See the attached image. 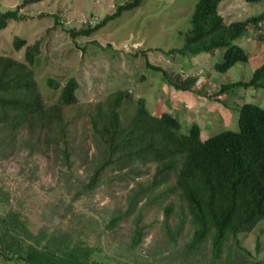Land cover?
<instances>
[{"label":"trees","instance_id":"trees-1","mask_svg":"<svg viewBox=\"0 0 264 264\" xmlns=\"http://www.w3.org/2000/svg\"><path fill=\"white\" fill-rule=\"evenodd\" d=\"M43 1L24 0V4L36 5ZM129 1L125 0L122 5L118 2L102 24L98 20L89 29L73 32L72 38L78 35L90 37L102 26L144 2ZM224 1L199 0L190 19L184 46L174 49L187 59L223 49L224 63L215 67L219 74H226L237 64H249L253 60L252 55L235 42L247 37L248 32L254 34L264 23L263 12L227 25L219 10ZM261 1L243 0L251 4ZM91 16L95 17L94 14ZM8 20L19 21L18 10L0 16V27L5 28ZM23 44L16 39L17 49ZM36 48L37 44L28 48L25 65L0 57V157L4 160L10 154L19 157L28 152V158L35 160L51 151L60 171L66 170L65 182L71 198L61 197L47 203L40 215L42 227L34 234L22 215L26 201L21 187L13 189L0 177V264H131L123 259L128 260L134 255H108L101 245L106 231H113L123 214H113L102 225L94 217L79 212L75 203L92 197L107 185L109 172L122 171L125 167L136 170L138 165L148 168L150 164L155 166L153 180L146 185V191L143 192L144 184H138L137 190L147 196L145 194L164 185L170 188L171 195L178 193L187 206L191 229L190 238L181 244L179 232L183 228L176 226L171 230L168 221L173 213L171 207L166 208L165 223L172 251L156 261L158 264H264L251 260L239 239L240 235L252 232L264 222L262 108L243 105L238 131H226L204 140L199 126L193 125L187 134L182 133V125L173 115L153 116L144 109L142 102L134 107L135 112L131 111L128 102L132 99L128 94L118 92L86 113L96 146V152L90 158L89 150L81 144L74 146L70 126L65 121L67 116L63 107L69 108L67 106L77 102L78 84L69 82L62 90L59 104L49 106L34 83L31 66L35 62ZM167 82L171 84L169 79ZM190 82L193 85L194 80L188 79ZM219 88L217 98L228 96L237 89L264 90V62L248 82ZM175 89L187 92L191 91V85L182 87L178 84ZM129 112L130 119L124 123L123 114ZM77 161L86 164L88 170L85 176L74 178ZM29 172L30 177H36L34 168ZM137 196L130 199L125 216L137 209ZM141 216L140 210L137 220ZM137 220L127 253L135 251L144 236L145 228L140 227Z\"/></svg>","mask_w":264,"mask_h":264},{"label":"rangeland","instance_id":"rangeland-1","mask_svg":"<svg viewBox=\"0 0 264 264\" xmlns=\"http://www.w3.org/2000/svg\"><path fill=\"white\" fill-rule=\"evenodd\" d=\"M120 1L45 0L36 5H25L24 0H0V16L18 10L20 18L19 21L8 20L5 28L0 27V57L25 65L28 48L37 44L31 68L37 91L49 106L59 104L62 90L69 82L78 84L77 102L67 106L69 108L63 107L75 147L81 144L89 150L90 158L95 154L94 135L86 113L118 92L128 94L132 99L128 102L131 111L135 112L134 107L142 102L144 109L153 116L173 115L182 125V133L187 134L193 125L199 126L204 140L226 131H238L243 105L253 104L264 110L262 89H237L228 96L217 98L221 85L248 82L264 62V23L259 31L248 32L247 37L235 42L252 55L253 60L249 64H237L226 74L215 71L216 65L224 63L223 49L212 54L203 53L195 59H187L174 50L184 46L190 19L199 0H144L140 7L124 12L90 37L78 35L72 38L73 32L82 29L84 21L94 20L90 18L91 14L102 24ZM219 8L225 23L230 25L262 14L264 0L254 4L226 0ZM89 25L83 29H89ZM16 39L24 43L19 49ZM188 79H193L195 86L188 83ZM178 84L182 87L191 85V91L175 89ZM130 115V112L123 114L124 123ZM76 165L73 177L85 176L88 166L80 161ZM32 168L36 177L27 174ZM65 172L60 171L51 151L35 160L28 158V152L19 157L10 154L4 160L0 157V177L13 189L21 187L26 201L22 215L34 234L42 227L40 215L47 203L61 197L71 198ZM154 174L155 166L151 164L148 168L138 165L136 170L125 167L122 171H111L107 185L92 197L75 203L79 212L94 217L102 225L113 214H123L116 228L106 231L102 238L101 245L108 255L131 254L134 256L123 260L131 264H158L172 251L165 223L166 208L170 207L173 213L168 221L171 230L176 226L183 228L179 232L181 244L190 238L187 206L178 193L171 195L170 188L164 185L145 194L147 196L137 190L138 184H144L143 192L146 191ZM171 184L174 185V181ZM135 196L139 197L137 209L125 216L130 199ZM140 210L142 216L137 220ZM136 220L145 228L144 236L136 250L127 253ZM239 239L251 260L264 262V222L252 232L240 235Z\"/></svg>","mask_w":264,"mask_h":264},{"label":"built area","instance_id":"built-area-1","mask_svg":"<svg viewBox=\"0 0 264 264\" xmlns=\"http://www.w3.org/2000/svg\"><path fill=\"white\" fill-rule=\"evenodd\" d=\"M122 3H123V0L120 2V4L122 5ZM90 18H94V20L87 19L86 22L84 21V25L83 26H85L86 24H90L88 27L96 25L98 20L95 19V17H92V16H90ZM83 26H81V27L83 28Z\"/></svg>","mask_w":264,"mask_h":264},{"label":"clouds","instance_id":"clouds-1","mask_svg":"<svg viewBox=\"0 0 264 264\" xmlns=\"http://www.w3.org/2000/svg\"><path fill=\"white\" fill-rule=\"evenodd\" d=\"M82 28V27H81ZM83 29V28H82ZM86 29V28H85Z\"/></svg>","mask_w":264,"mask_h":264}]
</instances>
